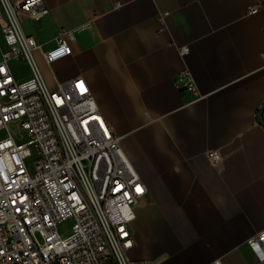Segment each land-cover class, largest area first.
<instances>
[{
    "label": "crops",
    "instance_id": "crops-1",
    "mask_svg": "<svg viewBox=\"0 0 264 264\" xmlns=\"http://www.w3.org/2000/svg\"><path fill=\"white\" fill-rule=\"evenodd\" d=\"M44 2L46 16L20 18L39 45L43 80L53 89L84 79L146 187L127 256L264 264L248 244L264 231V0ZM61 28L73 31L71 54L47 64L43 53ZM16 63L28 69L11 61L13 75L28 78L29 69L14 73ZM183 71L196 94L177 85Z\"/></svg>",
    "mask_w": 264,
    "mask_h": 264
},
{
    "label": "built area",
    "instance_id": "built-area-1",
    "mask_svg": "<svg viewBox=\"0 0 264 264\" xmlns=\"http://www.w3.org/2000/svg\"><path fill=\"white\" fill-rule=\"evenodd\" d=\"M48 12L44 0H0L6 46L0 55V264H152L126 254L133 209L146 187L120 137L81 76L50 89L36 65L39 45L20 18L38 21ZM72 39V29H59L44 61L70 55ZM11 61L26 63L29 77L17 79ZM176 83L196 94L187 71ZM209 156L219 158L217 151ZM68 218L71 231L62 236L57 227ZM248 244L264 253V231Z\"/></svg>",
    "mask_w": 264,
    "mask_h": 264
},
{
    "label": "rangeland",
    "instance_id": "rangeland-1",
    "mask_svg": "<svg viewBox=\"0 0 264 264\" xmlns=\"http://www.w3.org/2000/svg\"><path fill=\"white\" fill-rule=\"evenodd\" d=\"M13 71L18 77H24L28 73L27 67L25 65H23V64H20V63H16L14 65ZM72 223H73V219L72 218H68L65 221L59 223L58 227H57L58 232L62 236L68 235L70 233V231H71Z\"/></svg>",
    "mask_w": 264,
    "mask_h": 264
}]
</instances>
